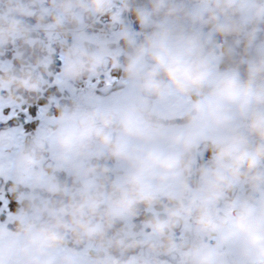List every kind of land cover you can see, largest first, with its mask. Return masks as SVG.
<instances>
[{
	"label": "clouds",
	"instance_id": "obj_1",
	"mask_svg": "<svg viewBox=\"0 0 264 264\" xmlns=\"http://www.w3.org/2000/svg\"><path fill=\"white\" fill-rule=\"evenodd\" d=\"M38 2L0 0V46L24 36L21 18L36 16ZM115 4L50 0V11L39 14L63 31L87 16L110 15L118 22L123 12L134 11L140 32L121 27L95 39L80 32L66 46L65 81L94 77L110 66L128 89L98 105L62 111L50 136H34L18 152L21 182L52 151L57 168L73 175L74 188L66 192L49 183L59 200L29 205L14 230L0 229V264L10 258L57 264L53 253L69 238L99 243L104 256L97 264H121L110 258L111 250L145 244L149 252L177 255L178 264H264V0H147L135 9L120 0L113 11ZM241 34L240 59L219 70L213 36ZM40 86L31 73L0 76L8 99ZM174 99L185 103L170 108L166 118L163 108ZM177 109L179 124L172 122ZM201 146L211 156L197 167ZM222 203L230 215L218 214ZM160 205L162 212L144 221L153 240L138 239L129 223L142 206ZM189 223L191 237L177 243L176 229ZM59 264H69L68 258ZM125 264L157 261L144 256Z\"/></svg>",
	"mask_w": 264,
	"mask_h": 264
},
{
	"label": "rangeland",
	"instance_id": "obj_2",
	"mask_svg": "<svg viewBox=\"0 0 264 264\" xmlns=\"http://www.w3.org/2000/svg\"><path fill=\"white\" fill-rule=\"evenodd\" d=\"M120 7V0H116L113 11H117ZM36 9V16L21 18L26 29L24 36L12 43L6 44L4 47L0 46V55L7 56L6 53L8 52L12 54L10 57L7 56L0 59V76H4L5 73L17 76L31 73L33 77L39 78L41 81V86L38 91L34 92L36 93L34 97H31L30 94L32 93L28 94L26 91L19 90L14 93L13 99H8L9 93L0 90V125H9L5 128L8 136L3 135L1 137L3 139L0 141V146L8 142L10 144L18 142L25 146L34 136H50L56 127L57 117L62 111L73 106L88 108L89 106L85 103L86 98H101V87L114 81V76H112L108 70L101 72L97 76L88 77L78 82L65 81L61 73L65 48L73 43L77 33L84 32L90 39H95L98 36H110L118 30L115 27L117 24H120L121 27L124 26V19L122 16L118 22H113L110 15L87 16L81 19L78 26L74 27L71 24H65L64 30L61 31L54 28L49 19H38L40 12L50 11V0H39ZM104 25L108 27V33L106 34H103L100 30V27ZM55 33H59L63 36L62 41H57L59 43H54L52 40V36ZM24 48H31L30 52H32L33 55L34 52L37 51V54L34 56L35 58L32 59L31 54L27 55V57H23ZM16 60H20V63H14ZM109 68L111 67L109 66ZM68 89H73L74 93L72 94ZM116 92L118 94L119 90ZM108 93L103 97L105 101L110 100L116 94L112 91ZM43 100L44 103H42ZM32 105H35L36 115L34 117H28L27 122L33 120L38 121V123L33 129V133L28 130L25 132L24 128L22 129V133L21 127L24 126V123H22L21 120L31 111L30 107ZM9 117H16L14 120H16L18 124L10 126L13 124L9 123L11 121ZM4 131L5 130L2 132ZM11 147L10 145L8 148ZM206 158L210 159L207 155ZM206 158H203V160ZM206 162L203 161L198 163L197 167ZM48 165L52 166L51 171L48 170ZM1 166H3L5 175H0V229H7L9 231L14 230L15 228L9 225H16L17 219L26 212V206H20L19 210L16 212L12 208L11 211L8 208L9 202L12 201L11 193H13V189H16L13 185H22L29 188L27 192L22 191L18 193L14 199L18 203L29 200L31 205H38L44 201L60 199L58 195H54L47 190L49 183H57L56 171L65 172L67 177L72 180L71 184L65 187L66 192H71L74 188L73 175L66 168H57L55 156L52 151L45 154L27 182L19 181L20 179L19 176L16 175L17 169L15 166H5L3 163L0 167ZM37 177H39L40 182H37ZM31 179L32 182H30ZM34 188L39 189L38 193L35 191L33 192ZM43 192L49 193V196L44 195ZM224 206L223 203L218 206V214L221 216L228 212V209H225ZM150 209L154 215H158L153 208ZM146 210L148 211L149 208H145V211ZM144 221H146V219H142L139 222V227L135 229V222L133 220L129 223L128 227L138 239L149 242L153 240V234L145 226ZM113 232H115V229H113ZM187 234H191L190 223L185 224L181 228L178 239H182ZM208 242L213 243L214 240L210 238ZM0 243H3V241H0ZM145 245L125 252L111 250L109 255L110 258L119 260L121 264H125V262L141 257ZM160 254L162 253H156L157 257H159ZM53 256L57 264H59L60 259L63 257L68 258L69 264H97V258H102L104 252L100 244L96 241L77 244L69 238L63 247L58 248L53 253ZM8 264H20V261L17 258H10ZM161 264L172 263L163 260Z\"/></svg>",
	"mask_w": 264,
	"mask_h": 264
},
{
	"label": "flooded vegetation",
	"instance_id": "obj_3",
	"mask_svg": "<svg viewBox=\"0 0 264 264\" xmlns=\"http://www.w3.org/2000/svg\"><path fill=\"white\" fill-rule=\"evenodd\" d=\"M130 6L132 9L142 7V6H147V0H130ZM134 13H135L134 11H126V12L122 13L121 16L124 19V26H122V27L129 28V29L134 30L137 33H139L140 32V25L138 23V20L135 17H133L132 14H134ZM115 27L117 29L121 28L120 24H117ZM261 27L264 28V25H261ZM100 30L103 34L108 33V27L106 25L100 27ZM205 31H207V29H205ZM260 35H261V38H264V32H262ZM62 38H63V36H61L59 33H55L52 36V40L54 41V43H59L60 40L62 41ZM213 39L215 40V44H216V56H217V61H218V69L224 70V69H227L231 66H234L235 62L238 61L240 59L241 55L243 54L244 34H241L239 37L231 36V35L227 36V37H221V36L217 35V36H213ZM237 39H239L241 41V43L237 44L235 42ZM57 41H59V42H57ZM229 49L232 50L230 54L228 53ZM107 70L110 71L112 76H114V81L101 87L102 88V89H100L101 96H102L101 98L97 99L95 97H92V98H95L96 100L101 101V103L105 102V99H103V97H104V95H107L108 92H111V91L115 92L116 93L115 96H119V95L123 94L125 92V90L128 88V85L123 80L122 74L120 71L109 68V67L105 71H107ZM240 70H241V73L243 75L244 74V66H241ZM68 90L72 94L74 93L73 89H68ZM118 90H119V92L117 94L116 91H118ZM88 98H90V97H88ZM175 102H178L179 103L178 105L184 104L183 100H180V99H175ZM175 102L172 101V103L170 105L173 107L175 105ZM85 103H86V100H85ZM164 110H165V108L163 109V111ZM181 117H182V111L178 110L175 112V115L172 117V119H181ZM179 123H182V122H176V124H179ZM13 126H15V125H13ZM3 130H6V129H2L0 131H3ZM196 155H197V164H198V163H201L203 161H205V162L208 161L209 159L206 158V155L210 157L211 152L209 149L201 146L200 149L197 151ZM203 158H206V159L203 160ZM107 163L109 165L112 164L111 161H108ZM48 167H52V166L48 165ZM192 179L195 180L196 177L193 176ZM162 207L163 206L160 205V206H157L153 209L158 214H160L162 212ZM224 208L228 209L226 206H224ZM146 212L149 215L152 214L154 216V214L152 213V210L150 208L148 211L146 210ZM228 215H230L229 210L225 215H222V216H228ZM180 230H181V228H177L175 233H174V238H175L177 243H180V242H182L186 239H189L191 237V234H187L186 236H184L182 239L179 240L178 234H179ZM111 235H112V233H111ZM150 241H152V240H150ZM146 248H147V245H145L144 252H143L141 257L148 256L150 259H154L155 261H157V264H161V261H163V260L169 261L172 264H178L179 257L177 255L160 254L159 257H157L156 252H149V250Z\"/></svg>",
	"mask_w": 264,
	"mask_h": 264
},
{
	"label": "trees",
	"instance_id": "obj_4",
	"mask_svg": "<svg viewBox=\"0 0 264 264\" xmlns=\"http://www.w3.org/2000/svg\"><path fill=\"white\" fill-rule=\"evenodd\" d=\"M132 15H133V17H135V18L137 19L135 13L132 14ZM4 46H5V45H4ZM4 46H1V47H4ZM22 46H23V44H22ZM30 49H31V48H28V49H27V48H24L23 57H27V55L31 54V55H32V56H31L32 59H34V58H35L34 56L37 54V51H35V52H34V55H33L32 52H30ZM6 55L9 56V57L12 56V54H11L10 52L6 53ZM7 56H2V55H0V59L3 58V57H7ZM14 63H18V64H19V63H20V60H16ZM15 65H16V64H15ZM55 72H56V71H55ZM28 94H29V92H28ZM34 94H36V93L32 92V94H30L31 97H34ZM31 97H30V98H31ZM39 101H40V100H39ZM40 103H41V102H40ZM42 103H44V100L42 101ZM30 108H31V111L35 113V105H32ZM172 122H173V123H176V122H182V119H172ZM9 123H11V124H13V125H17V124H18V123L16 122V120H14V119H12ZM37 123H38V121H33V120L30 121V122H25V123H24V126H23L25 132H27V130H28V131H31V132L33 133V129L36 127ZM0 124H1V123H0ZM13 125H10V126H13ZM7 126H9V125H0V129H5ZM110 166H113V165L111 164ZM47 168H48L49 171L52 170L51 167H47ZM56 180H57V183H58V184H61V185H63L64 187L70 185L71 182H72L71 178L67 177V175H66L65 172H63V171H56ZM13 186H15L16 189H13V193H11V197H12V201H11V203H12V209L16 212V211L19 210L20 206H26V207H25V210H27L28 206L31 205V202H30L29 200H24L22 203H18V202L15 201L14 197H16V195H17L18 193L22 192V191H26V192L29 191V188H27V187H25V186H22V185H13ZM34 191L38 193L39 189L34 188V189H33V192H34ZM43 194L49 196V193H47V192H43ZM152 216H153V215H152V214L149 215V214L145 211V208L142 206L141 209H140V211H139L138 216L134 219V222H135V229L139 227V222H140L142 219H146V220H147V219H149V218L152 217ZM12 225H13V224H12ZM12 225H9V226L15 228V225H14V226H12ZM119 227H120V226L117 225V228H119ZM109 235H111V233H109Z\"/></svg>",
	"mask_w": 264,
	"mask_h": 264
},
{
	"label": "crops",
	"instance_id": "obj_5",
	"mask_svg": "<svg viewBox=\"0 0 264 264\" xmlns=\"http://www.w3.org/2000/svg\"><path fill=\"white\" fill-rule=\"evenodd\" d=\"M128 89V88H127ZM126 89V90H127ZM125 90V91H126ZM125 93V92H124ZM120 96V95H119ZM172 101H174L175 102V99L174 100H172ZM172 101L168 104V105H166L164 108H165V110H164V112H165V115H166V117H167V112L169 111V108L171 107L172 108V106L170 105L171 103H172ZM183 103H185V101H183ZM179 103L178 102H175V105L173 106V107H175L176 105H178ZM163 108V109H164ZM179 109H177L176 111H178ZM175 111V112H176ZM23 126L21 127V131H22V133H23ZM8 136V134H6V130L4 131V132H2V131H0V141H1V139H3V138H1L2 136ZM10 137V136H9ZM12 142V141H11ZM12 146L11 148H8L9 146ZM24 146H23V144H21V143H18V142H15V144H10L9 142L8 143H5V145H3V146H0V165L3 163L5 166H7V165H11V166H15V161H16V158H17V155H18V152L23 148ZM16 167V166H15ZM16 170V169H15ZM35 170V169H34ZM3 171H4V169H3V166H1L0 167V175H2V176H4L5 175V171H4V173H3ZM8 172V171H7ZM9 173V172H8ZM33 173H34V171H33ZM7 174V173H6ZM16 175H18V173H16ZM29 178V177H28ZM28 178L26 179V180H24V182L26 181H28ZM19 181H21V180H19ZM30 182H32V179L30 180Z\"/></svg>",
	"mask_w": 264,
	"mask_h": 264
},
{
	"label": "snow or ice",
	"instance_id": "obj_6",
	"mask_svg": "<svg viewBox=\"0 0 264 264\" xmlns=\"http://www.w3.org/2000/svg\"><path fill=\"white\" fill-rule=\"evenodd\" d=\"M35 115H36V113L29 111V112L24 116V118L21 120V122H22V123H25V122L28 121V117H34ZM9 119H10V120H12V119H16V117H9ZM8 208H9V210L11 211V208H12V203H11V202H9Z\"/></svg>",
	"mask_w": 264,
	"mask_h": 264
},
{
	"label": "water",
	"instance_id": "obj_7",
	"mask_svg": "<svg viewBox=\"0 0 264 264\" xmlns=\"http://www.w3.org/2000/svg\"><path fill=\"white\" fill-rule=\"evenodd\" d=\"M100 103H101V101L96 100L95 98H92V97L86 99V104L89 105L90 107L98 105ZM146 249H148V248H146Z\"/></svg>",
	"mask_w": 264,
	"mask_h": 264
}]
</instances>
